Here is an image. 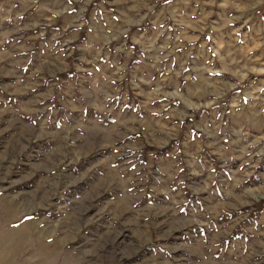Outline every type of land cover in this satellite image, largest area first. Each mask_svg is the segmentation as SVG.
<instances>
[{
	"label": "rangeland",
	"instance_id": "1",
	"mask_svg": "<svg viewBox=\"0 0 264 264\" xmlns=\"http://www.w3.org/2000/svg\"><path fill=\"white\" fill-rule=\"evenodd\" d=\"M0 264H264V0H0Z\"/></svg>",
	"mask_w": 264,
	"mask_h": 264
}]
</instances>
